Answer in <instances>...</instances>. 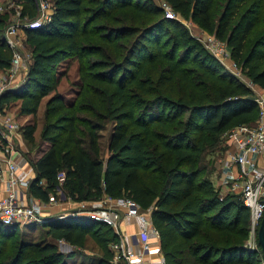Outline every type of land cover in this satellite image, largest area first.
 <instances>
[{
    "label": "trees",
    "instance_id": "trees-1",
    "mask_svg": "<svg viewBox=\"0 0 264 264\" xmlns=\"http://www.w3.org/2000/svg\"><path fill=\"white\" fill-rule=\"evenodd\" d=\"M52 1L54 10L49 21L24 28L31 63L21 85L4 91L0 104L5 106L10 98L19 96V114L33 118L42 98L55 89L56 66L72 55L85 64L84 71L88 65L92 72L81 74L83 81L91 78L108 83L104 97L91 95L80 101L91 114L104 113L113 128L105 148L98 143L95 131H89L88 139L81 141L76 135L74 111L82 91L74 102L65 101L60 94L50 95L44 105L46 124L40 134L49 147L37 158L26 153L36 179L45 183H30V195L46 202L57 172L63 171L64 190L71 202L126 197L141 209L151 208L166 264H264L262 252L243 247L250 239L249 210L237 195L220 196L202 166L203 157L222 142L225 132L255 124L258 111L251 90L215 59L199 52L191 44L187 29L165 9L147 6L141 0ZM165 1L172 10L182 14L189 11L201 28L223 38L227 25L217 32L211 17L213 0ZM18 5L21 17L33 20L37 16L33 0ZM258 7L262 15L248 19L228 45L234 58L247 68L250 82L264 89V33L246 58L244 55L249 34L261 20L264 24L263 1H253L249 9L255 12ZM129 8L140 19L133 33L142 30L123 62L91 60L90 56L99 51L93 45H83L82 40L93 29L108 45L113 44L112 35L117 39L130 30L103 24L89 30L90 24L101 18L111 19L116 25L126 23L130 18L125 16L121 21L112 13ZM115 46L113 58H119L120 47ZM12 56L0 29V71L9 68ZM154 72L152 89L144 76ZM36 128L35 123L23 127L28 144L33 143ZM40 225L46 236L43 240L27 243L23 250L1 261L18 225L0 221V264H69L75 256L61 253L56 242L83 249L86 239L100 253L94 264H114L109 245L117 237L108 226L80 215L52 217Z\"/></svg>",
    "mask_w": 264,
    "mask_h": 264
},
{
    "label": "rangeland",
    "instance_id": "rangeland-1",
    "mask_svg": "<svg viewBox=\"0 0 264 264\" xmlns=\"http://www.w3.org/2000/svg\"><path fill=\"white\" fill-rule=\"evenodd\" d=\"M23 0H0V6H6V11H0V18L3 19V26H1L2 33L7 29V26L11 21L16 20L20 25H29L33 20H29L28 18L21 17L19 15L17 19V9L16 4ZM46 2L47 9L49 8V12L52 10L53 1L52 0H44ZM255 0H213L212 8H211V17L213 22L216 25L217 32H219L224 24L227 25L226 32L223 38H216V32H208L201 28L196 20L191 17V13L188 11L185 14L172 10L170 5L165 0H141L143 4L147 6H153L168 9L170 13L173 15L172 19L180 22L189 32L192 42L191 44L199 51L205 54L206 56H210L216 60V62L220 65V67L226 71L228 74L239 80L244 85L251 87V82L248 77L247 68L244 66V63L237 61L233 56V51L231 46L228 45V42L235 35H239L243 30L244 24L248 19L257 18V16H261L262 13H259V7L257 10L252 12L249 7L252 2ZM264 3V0H261ZM14 3L13 6L10 3ZM86 7L92 8L93 5L85 4ZM21 11V10H20ZM130 18L128 22L122 23L120 25H116L115 21L108 18H101L94 21V23L90 24L89 30L97 24H103L105 27H113V26H125L129 31H124L126 34L121 33L119 35L120 38L116 39V35H112V43L108 45L104 41H102L99 36V32L93 29L90 33L91 35L83 38V45H93L94 49L99 52L95 55H91L90 59L101 60V61H117L123 62V59L128 53L129 47L135 42L140 35V31L138 33H133L138 26V15L136 12H133L130 8L121 11H114L112 13V17L119 18L121 21L123 17ZM37 17V16H36ZM262 21V20H261ZM260 21V25H257L255 29L249 34L247 41L245 43V58L248 55V52L252 49L253 44L257 40V38L264 33V24ZM12 23V22H11ZM41 26V25H38ZM127 26V27H126ZM24 31V29H22ZM22 30H18L16 36L12 38L14 41V47H10L12 53L17 54L19 57V62L17 66L12 65L9 68L3 69L0 71V86L7 85L13 89L18 88L22 81L26 78L27 71L29 69L31 63V53L30 48L25 43V34ZM209 37H214L218 41L222 43V54L218 57H215L211 52V46H209L207 39ZM218 37V36H217ZM115 45H119L120 47V56L119 58H113V50L116 48ZM113 46V47H112ZM260 53L257 52V55ZM24 62V63H23ZM235 63V67L233 64ZM85 64L77 61L75 56H68L64 59L62 63L56 66L54 72L57 79V84L55 85L54 90H50L48 95L42 98L41 103L39 105L38 111L35 116H26L19 114L18 104L21 101L19 96H15L10 98V100L3 107L6 114H8L13 121L20 126L21 124H36V131L34 133V141L33 143H26L25 151L28 154V157H34L39 155L41 152L45 151L49 145L45 141H41L40 134L42 129L45 127L46 120L44 118V105L46 100L53 93L60 94L65 101L74 102L82 91L81 96L78 98L75 104V130L77 138L81 141H86L88 139L87 135L89 131H95L97 136V141L103 148L107 143L108 137L113 128V122L104 117V113L99 115H94L89 112V108L85 109L82 107L83 102L80 99L83 97H91V95H97L98 98H102L106 94V89H108V83L105 82H97L92 80L91 78H86L84 81L81 78V74H92L91 70H88V65L86 71L82 69ZM232 70V73H231ZM84 74V75H85ZM144 77L148 80L149 86L153 89V81L155 79L154 74L150 75L147 73ZM253 87V86H252ZM85 90V91H83ZM93 129V130H91ZM65 138V136H64ZM221 143H217L211 151H209L202 160V166L205 168L204 174L209 177L212 181L214 187L219 192L220 196L230 193L232 175L229 170H226L223 165V155L224 151L223 147H226L227 140L226 136H221ZM106 155V152H104ZM73 202L70 201V205ZM46 229V228H44ZM257 230L254 235L250 236L249 241L243 243V247L251 250L253 252H258L261 254L260 248L257 244L256 238ZM45 233L43 231V227L40 224L31 222L29 224L18 225L16 233L11 236V238L6 243L7 246L5 248V258L10 255L17 254L19 250H23L27 243L30 242H38L45 238ZM48 240V238L46 239ZM236 239H234L235 241ZM58 250L63 254H72L75 256L73 261H70L69 264H94V260L97 259L100 255L98 248L94 245V243L90 239H86L85 246L83 249H77L71 245H68L62 241L56 242ZM221 244V242H220ZM25 251V250H24ZM263 264V263H262Z\"/></svg>",
    "mask_w": 264,
    "mask_h": 264
},
{
    "label": "built area",
    "instance_id": "built-area-1",
    "mask_svg": "<svg viewBox=\"0 0 264 264\" xmlns=\"http://www.w3.org/2000/svg\"><path fill=\"white\" fill-rule=\"evenodd\" d=\"M33 2L37 10V17L33 22L24 26L13 20L4 31V39L9 47H14L12 38L18 30L33 28L49 21L54 8L49 12L44 0ZM10 5L13 6L14 3ZM5 7L0 6V11H6ZM16 7L19 8L16 12L18 19L21 6L16 4ZM165 11L168 16H173L168 9ZM207 42L215 57L222 54L220 41L209 37ZM18 57L13 53L9 67L17 66ZM10 88L1 85L0 96ZM248 88L257 106V120L253 126L239 125L223 134L227 144L222 165L232 175L229 194L237 195L249 210V232L250 236H253L264 218V89L255 91L252 85ZM3 107L0 104V221L5 225H24L31 222L42 224L45 220L55 217L46 215L47 209L70 203V198L64 190L65 173L57 172L46 202L30 195V183L36 180L39 186H43L45 182L43 179H36L34 168L22 151L23 136L20 126L5 113ZM112 200L105 197L80 202L72 210L64 211L57 217H62L63 214L65 217L80 215L108 226L117 237V241L109 245L114 264H166L159 234L151 220L152 209H141L138 203L126 197ZM131 223L135 225L134 233L126 231L125 225Z\"/></svg>",
    "mask_w": 264,
    "mask_h": 264
},
{
    "label": "crops",
    "instance_id": "crops-1",
    "mask_svg": "<svg viewBox=\"0 0 264 264\" xmlns=\"http://www.w3.org/2000/svg\"><path fill=\"white\" fill-rule=\"evenodd\" d=\"M252 84V83H251ZM252 86H253V89L255 90V91H260L261 89L259 88V87H257L256 85H253L252 84ZM25 126V124L23 125V124H21L20 125V129H21V133H22V136H23V127ZM27 143V141L24 139V138H22V142H21V147H22V151L24 152V155L26 156V151H25V145H26V143ZM48 144V143H47ZM38 157V155L36 156V158ZM260 163H261V161H259ZM226 169V168H225ZM227 170V169H226ZM233 170V169H232ZM45 182V181H44ZM0 196H1V194H0ZM105 197H107V196H103L102 198H100V199H103V198H105ZM113 200H114V198H112ZM97 200H99V199H97ZM112 200V201H113ZM90 201H95V200H90ZM90 201H87V202H90ZM73 205H71V206H69L70 204L68 203V204H65V205H62V206H53V207H51V208H49V209H47L45 212H47L46 213V215H59V214H62L64 211H67V210H72L73 208H75L79 203H72ZM35 223V222H34ZM133 223V222H132ZM130 224V225H125L126 226V231L128 232V233H134L135 232V225L134 224ZM37 224H39V223H37Z\"/></svg>",
    "mask_w": 264,
    "mask_h": 264
},
{
    "label": "water",
    "instance_id": "water-1",
    "mask_svg": "<svg viewBox=\"0 0 264 264\" xmlns=\"http://www.w3.org/2000/svg\"><path fill=\"white\" fill-rule=\"evenodd\" d=\"M64 215L65 214H63L61 216L63 217ZM54 216L57 217L59 215H54ZM256 238H257V244H258L259 248L261 249V252H262V255L264 258V218L260 221V224H259L258 229H257Z\"/></svg>",
    "mask_w": 264,
    "mask_h": 264
}]
</instances>
